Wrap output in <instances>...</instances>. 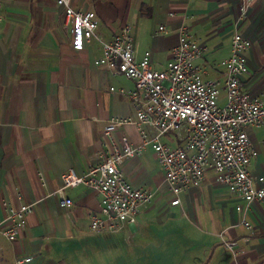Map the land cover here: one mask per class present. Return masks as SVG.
<instances>
[{"label": "crops", "instance_id": "crops-1", "mask_svg": "<svg viewBox=\"0 0 264 264\" xmlns=\"http://www.w3.org/2000/svg\"><path fill=\"white\" fill-rule=\"evenodd\" d=\"M72 1L95 11L103 40L129 26L136 58L149 50L157 70L169 67L184 26L207 46L196 60L204 77L223 81L219 62L230 54L233 33L240 32L251 41L241 89L264 95V0H253L240 19L239 0ZM0 14V220L9 206L33 205L15 241L0 234V264H264V198L251 203L252 232L235 210L242 200L217 183L212 170L171 205L149 144L121 169L134 187L153 192L151 203L119 231L91 232L89 215L99 212V196L84 185L60 190L61 174L69 168L84 173L100 162L109 149L103 140L107 122L134 115L127 97L134 83L94 65L101 54L94 38L82 50L72 47L71 26L54 0H2ZM248 132L258 150L249 172L264 175V128L250 126ZM122 135L132 144L141 141L133 124L112 131L118 146ZM161 141L184 144L177 132ZM62 197L72 204L63 206ZM224 240L237 245L230 250Z\"/></svg>", "mask_w": 264, "mask_h": 264}, {"label": "built area", "instance_id": "built-area-1", "mask_svg": "<svg viewBox=\"0 0 264 264\" xmlns=\"http://www.w3.org/2000/svg\"><path fill=\"white\" fill-rule=\"evenodd\" d=\"M54 2L71 26L72 47L82 50L94 38L101 46L94 65L104 66L112 75H123L134 83V88L127 93L134 115L107 122L103 140L109 149L100 155V162L84 173L69 168L61 174L60 190L84 185L99 196V212L89 215L90 231H119L127 223H134L139 211L151 203L153 192L134 187L121 169L125 159L140 154L149 144L163 168L164 180L172 194L171 205L179 204L180 194L190 185L199 184L205 172L212 170L216 182L226 187L231 196L242 200L235 205V210L241 215L240 223L252 232L256 218L251 203L264 198V175L249 172L248 165L257 157L258 150L248 128H264V95L249 96L241 89V77L248 70L245 52L251 41L240 32L233 33L230 54L219 62L223 81L205 78L204 69L197 66L196 60L206 53L207 46L182 26L178 43L171 51L169 67L157 70L151 65L149 50L136 58L129 26H122L110 40H103L96 32L95 11L79 9L72 0ZM252 2L239 0L238 19L247 15ZM158 31H163V26ZM221 87L225 93L222 103ZM125 124L139 128V143L132 144L122 135V144L117 145L112 131ZM179 130L184 132V144L171 146L161 141L163 135L179 134ZM60 202L66 207L72 204L69 197H62ZM32 210V204L9 206L0 220V234L15 241ZM223 244L232 250L237 242L224 240Z\"/></svg>", "mask_w": 264, "mask_h": 264}, {"label": "rangeland", "instance_id": "rangeland-1", "mask_svg": "<svg viewBox=\"0 0 264 264\" xmlns=\"http://www.w3.org/2000/svg\"><path fill=\"white\" fill-rule=\"evenodd\" d=\"M223 97H224V93L221 92V93H220V98L222 99ZM221 99H220V103L223 102V100L221 101ZM178 132H179L180 136H183V135H184L183 130H179ZM168 197L170 198V195H168Z\"/></svg>", "mask_w": 264, "mask_h": 264}]
</instances>
